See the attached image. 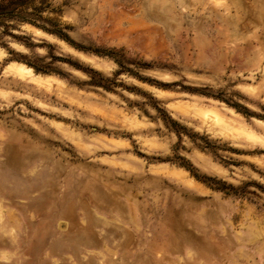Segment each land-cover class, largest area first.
Here are the masks:
<instances>
[{
    "label": "rangeland",
    "instance_id": "rangeland-1",
    "mask_svg": "<svg viewBox=\"0 0 264 264\" xmlns=\"http://www.w3.org/2000/svg\"><path fill=\"white\" fill-rule=\"evenodd\" d=\"M30 5L71 42L0 29V264H264V0Z\"/></svg>",
    "mask_w": 264,
    "mask_h": 264
},
{
    "label": "trees",
    "instance_id": "trees-1",
    "mask_svg": "<svg viewBox=\"0 0 264 264\" xmlns=\"http://www.w3.org/2000/svg\"><path fill=\"white\" fill-rule=\"evenodd\" d=\"M31 0H0V29L1 34L9 32V28L13 25V23L9 22H17V21H25L32 23L36 26L41 27L43 30L53 33L60 38L66 40L67 42H71L67 33L61 31V29L55 27V23L46 17H42L40 15V8L34 5H30ZM31 7V10L28 11V7ZM27 46H31V43L24 42ZM52 59H56L54 55H51ZM24 59V58H23ZM28 65L33 66L35 71L43 70L47 71L48 69H44V67L24 59Z\"/></svg>",
    "mask_w": 264,
    "mask_h": 264
},
{
    "label": "clouds",
    "instance_id": "clouds-1",
    "mask_svg": "<svg viewBox=\"0 0 264 264\" xmlns=\"http://www.w3.org/2000/svg\"><path fill=\"white\" fill-rule=\"evenodd\" d=\"M24 28H27V25H25V26H24ZM29 30L31 31V29H29ZM36 34H37V35H40V33H39V32H37ZM13 47H16V45H13ZM23 50H24V49H21V51H23ZM235 182H237V183H238V182H239V180H237V181H235Z\"/></svg>",
    "mask_w": 264,
    "mask_h": 264
}]
</instances>
